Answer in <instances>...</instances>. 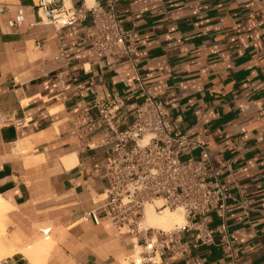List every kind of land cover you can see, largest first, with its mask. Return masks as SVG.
Here are the masks:
<instances>
[{
    "label": "crops",
    "instance_id": "obj_1",
    "mask_svg": "<svg viewBox=\"0 0 264 264\" xmlns=\"http://www.w3.org/2000/svg\"><path fill=\"white\" fill-rule=\"evenodd\" d=\"M38 1L0 0V194L11 206L4 222L16 249L0 264H21L18 254L39 234L54 240L46 264H130L131 238L102 208L107 179L94 163H104L111 132L94 102L123 97L115 119L126 127L145 95L138 74L173 127L195 141L179 156L207 150L234 195L231 245L217 232L168 263L264 264V0H116L136 45L131 58L98 57L90 18L44 23ZM4 115L25 124H5ZM94 209L100 223L83 218ZM203 220L217 228L221 211Z\"/></svg>",
    "mask_w": 264,
    "mask_h": 264
},
{
    "label": "built area",
    "instance_id": "obj_2",
    "mask_svg": "<svg viewBox=\"0 0 264 264\" xmlns=\"http://www.w3.org/2000/svg\"><path fill=\"white\" fill-rule=\"evenodd\" d=\"M35 11L40 21L58 27L76 26L90 18L88 35L100 58H131L136 50L131 33L119 19L116 0H106L105 5L88 0H83L81 5L72 0H39ZM136 80L145 95L126 127L120 128L115 119L126 104L123 97L94 102L111 132V138L105 141L108 148L104 163H94L96 169L103 168L107 179L102 208L116 232L131 238L130 264H169L167 258L185 257L192 247L214 242L217 232L221 242L231 245L226 215L234 195L223 182L221 171L214 168L207 150L200 157L179 156V147L191 146L195 141L187 131L173 127L167 109L146 91L139 74ZM59 84L64 90L62 78ZM1 120L5 124H25V119H14L11 115L2 116ZM147 205L160 212L181 208L186 222L171 230L149 226ZM209 210L221 211L219 227L209 226L203 220ZM83 218H92L96 223L102 220L96 209Z\"/></svg>",
    "mask_w": 264,
    "mask_h": 264
},
{
    "label": "bare ground",
    "instance_id": "obj_3",
    "mask_svg": "<svg viewBox=\"0 0 264 264\" xmlns=\"http://www.w3.org/2000/svg\"><path fill=\"white\" fill-rule=\"evenodd\" d=\"M94 0H88L92 3ZM69 166V164H67ZM10 204L0 194V262L13 255L16 251L13 241L6 237V224L4 218L10 209ZM186 222V217L181 208H166L163 211H155L152 205L146 206V223L156 228L171 230L177 226H182ZM48 230V228H45ZM49 236V235H46ZM54 240L51 237L40 238L25 246L22 254L27 258L29 264H46L48 254L51 252Z\"/></svg>",
    "mask_w": 264,
    "mask_h": 264
},
{
    "label": "rangeland",
    "instance_id": "obj_4",
    "mask_svg": "<svg viewBox=\"0 0 264 264\" xmlns=\"http://www.w3.org/2000/svg\"><path fill=\"white\" fill-rule=\"evenodd\" d=\"M8 234H9V232H8ZM39 236H40L42 239H44V238L46 237V235L41 236L40 234H39ZM33 241H34V240H31V241L27 242L26 244H28V243H30V242H33ZM26 244H24V245H22V246H25ZM22 246H18V245H17V249H18V251H20V250L23 249ZM21 248H22V249H21ZM49 254H50V253H49ZM49 254H48V256H49ZM18 256H19L20 258H22V262L20 261L21 264H26V263H27V260H26L25 258L22 257V254H18ZM47 259H48V257H47ZM27 264H28V263H27ZM124 264H126V263H124Z\"/></svg>",
    "mask_w": 264,
    "mask_h": 264
}]
</instances>
